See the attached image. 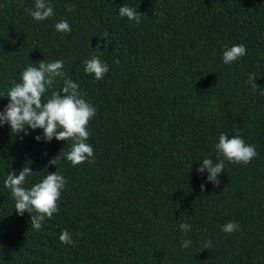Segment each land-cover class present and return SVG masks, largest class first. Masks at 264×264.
Returning <instances> with one entry per match:
<instances>
[{
    "label": "trees",
    "instance_id": "16d2710c",
    "mask_svg": "<svg viewBox=\"0 0 264 264\" xmlns=\"http://www.w3.org/2000/svg\"><path fill=\"white\" fill-rule=\"evenodd\" d=\"M49 2L54 15L35 21L25 11L35 0H0V95L28 65L64 60L96 108L88 125L95 161L73 166L71 140L0 126V264H264V96L246 83L255 73L264 86V0ZM123 5L143 13L141 23L121 17ZM61 20L71 32L56 31ZM235 44L247 54L226 65L223 51ZM93 55L109 65L102 80L84 71ZM62 85L57 79L44 100ZM8 102L0 97V111ZM221 133L240 135L258 155L247 165L225 161L216 187L197 169L223 158ZM25 164L34 172L25 187L57 169L67 180L59 211L39 231L4 186ZM229 221L239 230L223 232ZM65 229L75 244L60 242Z\"/></svg>",
    "mask_w": 264,
    "mask_h": 264
},
{
    "label": "clouds",
    "instance_id": "9594fccd",
    "mask_svg": "<svg viewBox=\"0 0 264 264\" xmlns=\"http://www.w3.org/2000/svg\"><path fill=\"white\" fill-rule=\"evenodd\" d=\"M73 7L66 6V11H72ZM25 11L35 20L44 21L54 15V6L49 0H35L34 8H26ZM119 15L127 17L129 21L136 24L141 23L143 13L136 8L123 5L119 8ZM57 32H71L70 24L67 20H61L55 24ZM107 33L104 34L106 37ZM99 48V45L97 46ZM106 47V45H105ZM247 54L244 44H235L223 51V63L228 65ZM64 60L45 62L41 60L38 67L28 65L21 73V82L15 83L4 95L9 102L0 111V126L8 124L11 133L19 135L24 133L29 135L30 130L42 129L43 137L37 135L35 139L40 141L42 138L50 142L55 138L57 141H72L70 150L65 153V158L73 165H80L86 161H95L94 149L88 143L90 132L89 122L96 115V108L86 101L79 85L72 79L67 78L63 71ZM84 71L94 75L96 80H102L109 71L107 62L102 61L99 56L93 55L85 60ZM57 79L63 81L59 90H53L50 97L45 101V94L51 89ZM257 76L250 73L246 81L253 92L264 96V86L258 85L255 81ZM259 89V92L257 90ZM218 157H223L214 161L205 158L197 169L199 173L207 170V181H211L214 186L219 187L220 181L217 177L224 173L225 161L229 163L247 165L258 155L255 145L248 144L240 135L229 137L226 133H221L218 143L215 144ZM59 154L49 160L50 165H58ZM34 172L25 164L19 173L15 169L8 171L4 186L10 190L11 196L15 201V211L23 216L25 212L30 214V224L33 230L39 231L45 218L51 219L54 213L59 211L58 201L61 193L65 189L67 180L57 169L55 172L48 173L41 182L35 183L30 188L25 187L27 180ZM201 191L205 185L201 184ZM240 224L237 221L227 222L222 231L227 234L239 230ZM180 229L187 234L191 231V225L181 223ZM63 244H75L72 235L67 229L63 230L59 236ZM190 239L182 242V248L191 246ZM212 247L211 240L203 244V249L208 250ZM203 251V250H202Z\"/></svg>",
    "mask_w": 264,
    "mask_h": 264
}]
</instances>
